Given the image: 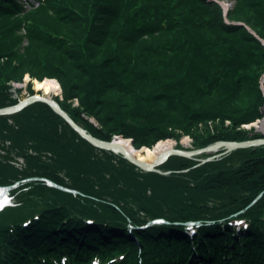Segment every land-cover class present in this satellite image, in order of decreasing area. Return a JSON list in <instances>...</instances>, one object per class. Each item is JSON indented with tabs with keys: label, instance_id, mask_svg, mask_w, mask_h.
Listing matches in <instances>:
<instances>
[{
	"label": "trees",
	"instance_id": "1",
	"mask_svg": "<svg viewBox=\"0 0 264 264\" xmlns=\"http://www.w3.org/2000/svg\"><path fill=\"white\" fill-rule=\"evenodd\" d=\"M27 75L105 141L264 138V0H0V106ZM202 158L144 172L44 103L0 116V264H264V146Z\"/></svg>",
	"mask_w": 264,
	"mask_h": 264
},
{
	"label": "water",
	"instance_id": "2",
	"mask_svg": "<svg viewBox=\"0 0 264 264\" xmlns=\"http://www.w3.org/2000/svg\"><path fill=\"white\" fill-rule=\"evenodd\" d=\"M214 1H217V0H214ZM218 2L224 7L226 15H227L228 9L232 5V3L231 2L227 3L224 1H218ZM251 32L254 35H256L252 30ZM23 85L24 84H17V87H22ZM262 89L264 91V77L262 80ZM36 103H44L50 106L52 110L55 113H57L67 124H69V126L74 131H76L83 139L88 141L94 147L104 150V151L115 153L116 155H119L123 157L124 159L128 160L130 163L134 164L136 167H138L144 172L157 173V174H161L164 176H171L175 173L173 171H167L161 168L165 164H167L172 158L176 156H181V157H186V158H196V157H201V156L206 157V158H202L195 166L191 168V169H195V168L201 167L202 165L206 163L219 160L223 156L228 155L234 151L264 146V138H259V139L247 140V141H242V142L219 141V142L211 144L208 147H205L202 149H187L186 147L184 148L174 147L172 149H169L163 152L161 155L158 156V158L154 162L148 163V162L141 161L140 159L136 158L124 146L117 144L115 139L113 141H105L98 137H95L94 135L89 133L86 129H84L81 125H79L76 121H74L72 117L60 106V104L55 100L53 96H49L41 92H36L35 94H28L24 98L20 99L17 104L5 106V107L0 106V116L7 117L10 119L19 118L25 115L30 110V108ZM258 123L264 124V119L258 120L256 124ZM251 125H246V127L249 128ZM255 127H256V131H258L257 126ZM130 141L132 143V139H130ZM189 170H186V171H189ZM34 180H37V179H34ZM44 181H46L47 184L50 185L51 187H56L64 191L77 193V191H73V190L60 187L51 181H48V180H44ZM10 188L11 187H8L7 189H10ZM262 195L263 194H261L259 198H261ZM149 225H151V223Z\"/></svg>",
	"mask_w": 264,
	"mask_h": 264
},
{
	"label": "bare ground",
	"instance_id": "3",
	"mask_svg": "<svg viewBox=\"0 0 264 264\" xmlns=\"http://www.w3.org/2000/svg\"><path fill=\"white\" fill-rule=\"evenodd\" d=\"M36 88L38 89L39 92L44 93L49 96L56 95L61 92L60 84L57 81L52 80V79H44L43 81H36ZM258 124H259L257 126L258 132H264V124L263 123H258ZM114 139L117 144L124 146L136 158L140 159L141 161L148 162V163L154 162L158 158V156L161 155L163 152L177 146L176 142H174L173 140H166V141L160 140L159 142L155 144L153 148L143 146V147H140L139 149H135L133 146L134 144L131 143L129 139L123 136L119 135L117 138L114 137ZM183 144L186 146H189L190 145L189 140L184 139ZM6 193H7L6 191L0 190V207L3 205L5 201L4 198H5Z\"/></svg>",
	"mask_w": 264,
	"mask_h": 264
},
{
	"label": "rangeland",
	"instance_id": "4",
	"mask_svg": "<svg viewBox=\"0 0 264 264\" xmlns=\"http://www.w3.org/2000/svg\"><path fill=\"white\" fill-rule=\"evenodd\" d=\"M25 5L27 6V3L25 2ZM29 76L27 75L26 77H25V82L24 83H21V84H24L22 87H17V84L18 83H16L15 85H14V88H13V93H14V97H18L19 95L18 94H20V92H22V95L23 96H27L28 95V93H27V88H28V86L30 85V83H31V79H30V77L28 78ZM52 80H54V79H52ZM36 81H38V80H32V88H33V90L35 91V92H39L38 91V89L36 88ZM57 81V80H56ZM54 98L55 97H57V96H59L60 97V99H63L62 98V89H61V92L59 93V94H56V95H52ZM75 105H76V101H75V103H74ZM91 122H95L94 121V119H91L90 120ZM259 124H256V122L255 123H253L249 128H247V127H245V129H248V130H251L253 127L254 128H256L255 126H258ZM260 133H263V132H260ZM115 137H117V135L115 136ZM127 139H129L130 140V138H127ZM184 139H188L189 140V146H186V145H184L183 144V140ZM166 140H173L174 142H176V144H177V146L176 147H181V148H184V147H186L187 149H191L192 148V144H193V142H194V139L192 138V137H190V136H188V135H182L181 137H180V139L179 140H177V139H173V138H170V139H166ZM166 140H164V141H166ZM252 140V139H251ZM159 142V141H158ZM132 143H133V140H132ZM133 145V144H132ZM134 146V145H133ZM155 146V144L151 147V148H153ZM143 147V146H142ZM134 148L135 149H139V148H136L135 146H134ZM50 186V185H49ZM3 188V187H2ZM8 187H4V189H7ZM12 206H14V204H12ZM9 207H11V206H9ZM156 223H155V221H153V222H151V225H148V226H146V227H144V228H148V227H150V226H152V225H155Z\"/></svg>",
	"mask_w": 264,
	"mask_h": 264
}]
</instances>
